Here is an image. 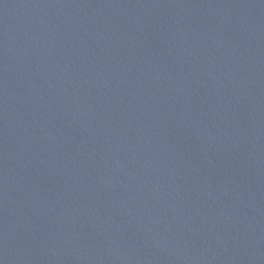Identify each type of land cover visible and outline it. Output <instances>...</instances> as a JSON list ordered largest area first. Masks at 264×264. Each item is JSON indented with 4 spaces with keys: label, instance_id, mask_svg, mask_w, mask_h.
I'll list each match as a JSON object with an SVG mask.
<instances>
[{
    "label": "water",
    "instance_id": "1",
    "mask_svg": "<svg viewBox=\"0 0 264 264\" xmlns=\"http://www.w3.org/2000/svg\"><path fill=\"white\" fill-rule=\"evenodd\" d=\"M0 264H264V0H0Z\"/></svg>",
    "mask_w": 264,
    "mask_h": 264
}]
</instances>
